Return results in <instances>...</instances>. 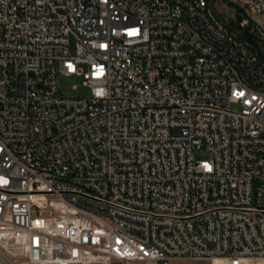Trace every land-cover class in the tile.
Masks as SVG:
<instances>
[{"label": "built area", "instance_id": "built-area-1", "mask_svg": "<svg viewBox=\"0 0 264 264\" xmlns=\"http://www.w3.org/2000/svg\"><path fill=\"white\" fill-rule=\"evenodd\" d=\"M210 1L0 0V264H264V57Z\"/></svg>", "mask_w": 264, "mask_h": 264}, {"label": "rangeland", "instance_id": "rangeland-1", "mask_svg": "<svg viewBox=\"0 0 264 264\" xmlns=\"http://www.w3.org/2000/svg\"><path fill=\"white\" fill-rule=\"evenodd\" d=\"M216 8L226 18L231 19L234 15V9L223 0L216 1ZM2 31L3 28L0 25V34ZM59 90L63 96H87L90 94V89L84 86L81 77L64 74L59 78ZM196 157L197 159H208L210 158V153L203 148L197 151ZM174 264H210V261L184 258L174 261Z\"/></svg>", "mask_w": 264, "mask_h": 264}, {"label": "water", "instance_id": "water-1", "mask_svg": "<svg viewBox=\"0 0 264 264\" xmlns=\"http://www.w3.org/2000/svg\"><path fill=\"white\" fill-rule=\"evenodd\" d=\"M210 9H211V11H212L215 19L223 27H225L229 31H233V32L237 33L243 39H245L246 41H248L250 43V48L252 50L259 49L261 51V53L263 54V57H264V43H262L259 40H257L255 37H253L252 35H250L249 33H247L245 30H242V29L238 28L237 26L232 25L229 21H227L226 19H224L222 17V15L220 14V12L216 8V0H211L210 1Z\"/></svg>", "mask_w": 264, "mask_h": 264}, {"label": "trees", "instance_id": "trees-1", "mask_svg": "<svg viewBox=\"0 0 264 264\" xmlns=\"http://www.w3.org/2000/svg\"><path fill=\"white\" fill-rule=\"evenodd\" d=\"M231 23H232V24H235L233 21H231ZM245 30H246V31H248V29H247V28H245ZM259 53H260L261 57L263 58V55H262V53H261V52H259Z\"/></svg>", "mask_w": 264, "mask_h": 264}]
</instances>
